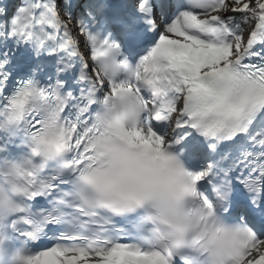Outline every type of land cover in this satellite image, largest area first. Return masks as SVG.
<instances>
[{
  "label": "snow or ice",
  "instance_id": "snow-or-ice-1",
  "mask_svg": "<svg viewBox=\"0 0 264 264\" xmlns=\"http://www.w3.org/2000/svg\"><path fill=\"white\" fill-rule=\"evenodd\" d=\"M0 264H264V0H0Z\"/></svg>",
  "mask_w": 264,
  "mask_h": 264
}]
</instances>
